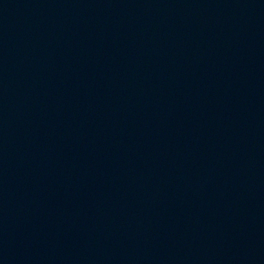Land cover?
I'll return each mask as SVG.
<instances>
[{
	"label": "water",
	"instance_id": "water-1",
	"mask_svg": "<svg viewBox=\"0 0 264 264\" xmlns=\"http://www.w3.org/2000/svg\"><path fill=\"white\" fill-rule=\"evenodd\" d=\"M0 264H264V0H0Z\"/></svg>",
	"mask_w": 264,
	"mask_h": 264
}]
</instances>
